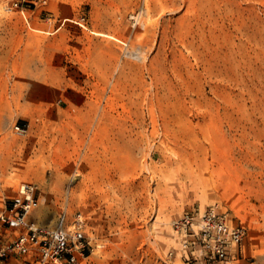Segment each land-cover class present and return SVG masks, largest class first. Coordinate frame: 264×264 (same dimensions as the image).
<instances>
[{"label":"rangeland","instance_id":"1","mask_svg":"<svg viewBox=\"0 0 264 264\" xmlns=\"http://www.w3.org/2000/svg\"><path fill=\"white\" fill-rule=\"evenodd\" d=\"M23 182L85 216L82 264H186L211 207L264 264V0H0V213Z\"/></svg>","mask_w":264,"mask_h":264},{"label":"built area","instance_id":"2","mask_svg":"<svg viewBox=\"0 0 264 264\" xmlns=\"http://www.w3.org/2000/svg\"><path fill=\"white\" fill-rule=\"evenodd\" d=\"M39 206L37 185L21 183L0 213L1 226L15 234L8 243L0 237V264L21 257H29V264H82L87 260L90 245L85 235V216L78 212L70 219L63 210L56 228L48 229L31 218ZM173 229L184 238L189 251L186 264H232L247 235L242 225H232L227 214L214 207L185 213L174 222Z\"/></svg>","mask_w":264,"mask_h":264}]
</instances>
